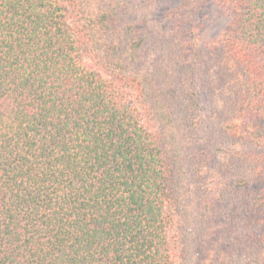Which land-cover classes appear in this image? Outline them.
Here are the masks:
<instances>
[{"label": "trees", "instance_id": "obj_1", "mask_svg": "<svg viewBox=\"0 0 264 264\" xmlns=\"http://www.w3.org/2000/svg\"><path fill=\"white\" fill-rule=\"evenodd\" d=\"M166 12L0 0V264H264V0Z\"/></svg>", "mask_w": 264, "mask_h": 264}, {"label": "rangeland", "instance_id": "obj_2", "mask_svg": "<svg viewBox=\"0 0 264 264\" xmlns=\"http://www.w3.org/2000/svg\"><path fill=\"white\" fill-rule=\"evenodd\" d=\"M178 1L179 0H113V3L115 2L118 4L122 10L126 12L125 18L128 21L135 20L142 28L148 25L149 28L151 27V30H158L161 29V27H164V30H168L171 22L167 17L166 9L172 7ZM194 21L201 24L200 27L199 25L198 27L196 25L193 27L197 32L195 38L199 45L197 47L199 48L220 33L226 24V18L221 16L216 6L211 1L200 3L199 11H197ZM193 149L194 148L187 149L188 156L192 155ZM198 152L204 155L206 154V150L200 149Z\"/></svg>", "mask_w": 264, "mask_h": 264}]
</instances>
